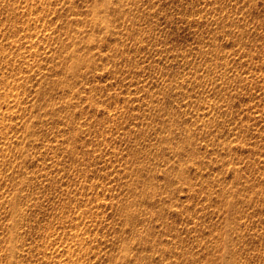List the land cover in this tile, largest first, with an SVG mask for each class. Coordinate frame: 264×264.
<instances>
[{"label": "rangeland", "instance_id": "obj_1", "mask_svg": "<svg viewBox=\"0 0 264 264\" xmlns=\"http://www.w3.org/2000/svg\"><path fill=\"white\" fill-rule=\"evenodd\" d=\"M0 264H264V0H0Z\"/></svg>", "mask_w": 264, "mask_h": 264}]
</instances>
